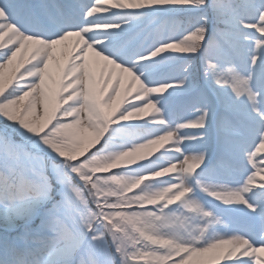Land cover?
I'll use <instances>...</instances> for the list:
<instances>
[{"label": "snow or ice", "instance_id": "6c2138e0", "mask_svg": "<svg viewBox=\"0 0 264 264\" xmlns=\"http://www.w3.org/2000/svg\"><path fill=\"white\" fill-rule=\"evenodd\" d=\"M0 264H264V0H0Z\"/></svg>", "mask_w": 264, "mask_h": 264}]
</instances>
